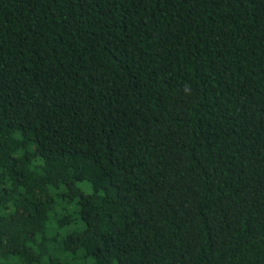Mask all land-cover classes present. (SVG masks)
Returning <instances> with one entry per match:
<instances>
[{
  "label": "trees",
  "instance_id": "1",
  "mask_svg": "<svg viewBox=\"0 0 264 264\" xmlns=\"http://www.w3.org/2000/svg\"><path fill=\"white\" fill-rule=\"evenodd\" d=\"M0 264H264V0H0Z\"/></svg>",
  "mask_w": 264,
  "mask_h": 264
}]
</instances>
